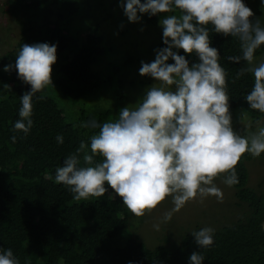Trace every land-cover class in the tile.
Returning a JSON list of instances; mask_svg holds the SVG:
<instances>
[{
  "label": "trees",
  "instance_id": "obj_1",
  "mask_svg": "<svg viewBox=\"0 0 264 264\" xmlns=\"http://www.w3.org/2000/svg\"><path fill=\"white\" fill-rule=\"evenodd\" d=\"M122 2L17 0L9 6L12 15L24 11L27 23L20 21L22 36L17 48L0 61V249H12L20 264H189L194 251L205 257L202 264H264V180L256 188L248 185L247 163L255 161L250 153L242 155L236 166L239 182L231 186L235 206L243 214L237 221L215 230L214 244L209 248H200L191 235L200 227L176 242L149 247L137 235L138 226L130 229V212L107 184L109 191L102 197L76 201L66 186L55 182L56 168L76 152L81 141L90 144V137L99 131L93 124L118 119L128 98L126 87L148 83L127 82L120 73L136 60L131 56L113 65L105 77L92 71L93 65L118 48L116 44L104 43L101 26L121 16ZM243 3L254 13L250 19H259L264 25V4L259 5V0ZM83 10L93 15V22L74 30L71 17ZM172 14H179L178 10L155 16L138 13L146 25H157ZM207 27L210 46L218 49L219 63L227 72L230 113L240 107L255 122L264 119V113L251 109L245 99L254 86L253 74L246 72L238 77L246 62L229 59L242 56L240 42L216 33L211 25ZM123 28L115 30L124 36L128 28ZM35 43L57 45L52 73L55 87L66 103L57 104L48 89L34 95L33 127L25 136L14 131L13 125L20 119V97L31 86L18 78L15 67L10 72L3 69L15 65L23 44ZM161 46L165 47L163 42ZM177 53L184 55L190 65L199 62L195 53L185 54L182 49ZM262 55L264 45L256 50L255 60ZM135 56L138 58L137 53ZM261 62L264 58L255 61L257 65ZM167 63L174 61L169 58ZM118 73L122 77L114 81ZM102 87L107 90L103 99L92 104L91 95ZM108 95L112 101L109 106L105 103ZM58 134L63 136L62 144L56 141ZM100 159L96 157L97 162ZM226 175L219 177L224 181Z\"/></svg>",
  "mask_w": 264,
  "mask_h": 264
},
{
  "label": "clouds",
  "instance_id": "obj_2",
  "mask_svg": "<svg viewBox=\"0 0 264 264\" xmlns=\"http://www.w3.org/2000/svg\"><path fill=\"white\" fill-rule=\"evenodd\" d=\"M120 6L132 23L141 20L138 13L155 16L178 10L179 14L160 20L165 47L155 50L153 62L141 61L139 74L159 85L147 89L136 107L120 109L114 122L94 123L99 131L90 137V144L81 141L76 152L56 168L55 182L66 186L76 201L102 197L110 188L137 217L168 196L177 208L197 195L222 201L215 178L226 173V185L239 182L236 166L242 155L264 153V127L250 137L233 130L227 72L219 63L218 49L210 46L207 26L240 42L242 56L229 59L246 62L237 73L238 77L246 72L254 76L245 99L251 109L264 113V62L255 64L256 50L264 45V25L250 19L254 13L243 0H124ZM173 49L195 53L199 62L190 65ZM56 52V44H23L15 65L4 66L5 72L15 67L18 78L31 86L20 97V119L13 125L14 131L25 136L33 127V96L53 87ZM169 58L174 63H167ZM11 139L15 142L16 137ZM56 141L62 144L63 136L58 134ZM96 157L101 158L99 162ZM214 232L203 227L191 235L200 248H209ZM204 259L194 251L189 264H202ZM0 264L20 262L9 248L0 249Z\"/></svg>",
  "mask_w": 264,
  "mask_h": 264
},
{
  "label": "rangeland",
  "instance_id": "obj_3",
  "mask_svg": "<svg viewBox=\"0 0 264 264\" xmlns=\"http://www.w3.org/2000/svg\"><path fill=\"white\" fill-rule=\"evenodd\" d=\"M16 1L0 0V61L3 55L11 50H16L22 36L20 21L27 23L24 11L17 12L15 15L9 12L10 4ZM262 4H264V0H259V5ZM120 14L121 16L118 15L112 20L107 21L106 25L102 24L103 27L101 26V32L106 37L104 38V43L106 42L107 45L116 44L118 48H115L111 55L103 57L99 63L93 65L92 71L105 77L110 74V68L113 65L121 64L128 56L134 57L136 60L125 71L122 70L120 72L127 82L133 80L148 81L144 86L135 84L132 87H126L128 98L125 101L126 105L124 104V107L134 108L140 103L147 89L154 84L159 85V82L155 81L152 77L141 76L139 69L141 61L145 63L153 62L156 55L155 50L163 48L161 46L163 42V29L160 22L157 25H146L141 16L139 22L132 23L128 21L123 10ZM92 18L93 15H89L83 10L76 17H71L72 27L74 30L82 26L85 27L87 24L93 22ZM23 26L26 27L25 24ZM123 26L128 29L125 30L126 33L122 34L124 36H121L115 28L123 30ZM173 51L178 52L179 49H173ZM136 53L138 54V58L135 56ZM263 58L264 55L256 58V60H262ZM120 76L119 73L115 74L113 80H118ZM51 79L53 87L49 85L45 89H48V93L57 104L63 106L66 101L55 87L56 77L54 73H51ZM105 91L107 90L103 87L95 91L91 95L92 104L97 102V100H102ZM105 103L107 106L112 103L109 95ZM231 126H233L234 131L240 136L250 137L254 133H257L260 128L264 127V119L255 122L254 119L238 107L231 113ZM254 160L247 163L249 173L248 185L256 188L258 183L264 180V153H261L259 157H255ZM214 183L223 192L222 201H218L215 196L201 197L197 195L195 199H191L182 207L177 208L172 196H168L158 203L155 208L146 211L143 216L137 217L128 210L131 214L130 221L132 222L130 229L134 225L138 226L137 235L147 246L153 247L159 243L176 242L185 233L191 232L198 227H212L214 230H217L223 225L237 221L243 214V211L241 212V209L235 206L234 190L224 183L222 177L218 176L215 178Z\"/></svg>",
  "mask_w": 264,
  "mask_h": 264
}]
</instances>
